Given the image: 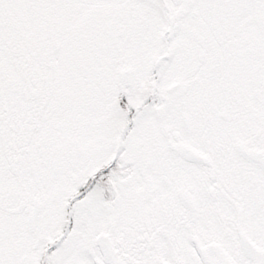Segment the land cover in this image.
<instances>
[{
	"label": "snow or ice",
	"instance_id": "obj_1",
	"mask_svg": "<svg viewBox=\"0 0 264 264\" xmlns=\"http://www.w3.org/2000/svg\"><path fill=\"white\" fill-rule=\"evenodd\" d=\"M0 264H264V0H0Z\"/></svg>",
	"mask_w": 264,
	"mask_h": 264
}]
</instances>
